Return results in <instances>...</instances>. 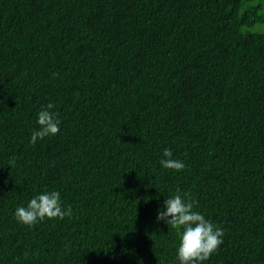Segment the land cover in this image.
<instances>
[{
	"label": "trees",
	"instance_id": "16d2710c",
	"mask_svg": "<svg viewBox=\"0 0 264 264\" xmlns=\"http://www.w3.org/2000/svg\"><path fill=\"white\" fill-rule=\"evenodd\" d=\"M46 190L72 215L18 222ZM177 191L224 231L204 264H264V0H0V264H177Z\"/></svg>",
	"mask_w": 264,
	"mask_h": 264
},
{
	"label": "clouds",
	"instance_id": "9594fccd",
	"mask_svg": "<svg viewBox=\"0 0 264 264\" xmlns=\"http://www.w3.org/2000/svg\"><path fill=\"white\" fill-rule=\"evenodd\" d=\"M51 102L42 105L37 113L38 127L31 132L30 143L36 144L45 137L55 136L60 131L61 120L57 112L52 111ZM164 169L180 171L185 168L182 160L174 158L171 148H164L159 160ZM195 201L182 196L178 191L163 200L158 209L156 220L163 222L168 229L178 232V244L175 249L177 264H204L223 243L224 231L205 215L195 210ZM72 215L71 206L64 207L60 192L46 190L34 195L26 206L15 209V219L25 225L48 219H63Z\"/></svg>",
	"mask_w": 264,
	"mask_h": 264
}]
</instances>
